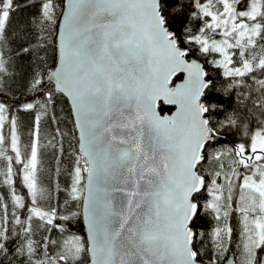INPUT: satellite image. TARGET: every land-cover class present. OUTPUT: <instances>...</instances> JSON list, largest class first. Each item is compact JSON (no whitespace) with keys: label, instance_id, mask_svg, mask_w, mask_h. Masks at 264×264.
<instances>
[{"label":"snow or ice","instance_id":"1","mask_svg":"<svg viewBox=\"0 0 264 264\" xmlns=\"http://www.w3.org/2000/svg\"><path fill=\"white\" fill-rule=\"evenodd\" d=\"M20 7L0 0V82L12 57L27 58L36 90L51 46L46 29L58 26L56 62L47 69L55 89L42 102L19 106L41 109L27 145L18 118L0 101V185L10 188V198L0 194V264H204L197 221L202 211L221 217L218 180L226 154L232 158L223 175L227 200L236 191L243 204L237 209L246 235L243 264H264L256 253L264 250V0H66L63 6L40 0L38 16L10 33L11 14ZM197 52L213 59H191ZM207 64L222 70L229 89L255 85V130L237 114L213 121L217 106L202 100L215 87ZM57 94L68 99L79 132L64 214L42 206L47 189L38 179L40 121L58 122ZM169 106L175 112L162 114ZM225 127L243 128L248 139L227 153L209 152ZM209 160L219 170L205 175ZM21 174L27 202L13 178ZM204 191L211 199L202 203ZM81 215L86 236L70 233ZM57 231L62 239L52 238ZM222 232L230 236L232 228L213 229L218 249Z\"/></svg>","mask_w":264,"mask_h":264},{"label":"trees","instance_id":"2","mask_svg":"<svg viewBox=\"0 0 264 264\" xmlns=\"http://www.w3.org/2000/svg\"><path fill=\"white\" fill-rule=\"evenodd\" d=\"M56 2L63 6V0H56ZM15 3L21 5V7L11 14V19L8 25L10 33H12L14 29L20 27L24 21L37 17L40 10V0H15ZM25 4H30V6L24 7L23 5ZM59 11L60 9L57 10L58 15ZM57 28L58 26H51V28L46 29V31L49 32L48 39L51 46L48 48L46 54L47 64L40 70L41 76L43 77L42 84L38 86L36 90L30 88L34 65H32L27 58L19 59L12 57L8 68V75H6L2 82H0V101L9 104L11 107L10 114L15 115L18 118L22 145H27L31 142V133L34 128L35 116L37 112L41 111V109L37 108L32 112H24L20 110L19 106L23 103L42 102L45 99L46 94L54 90L52 84L46 85L45 76L48 72L47 69L56 62L55 45ZM16 46V44H13L5 47L6 58L11 56L8 49L15 48ZM42 55H44V53H42ZM193 56L198 57L203 64L205 59H213L212 56L207 58L202 57L198 52ZM205 67L209 76L215 81V87L208 91L203 98L206 104H214L217 106V108L213 110V121L223 122L225 121V117L229 114H237L246 117L244 122L249 125V131L255 130L260 121V105L257 103L260 101V95L253 90L255 85L252 86V89L248 87L229 89V80L221 75L222 70L216 69L212 64H207ZM248 83L251 84L252 82L249 81ZM171 110V106L164 108V112H169ZM55 114L58 122H54L48 117H42L40 121L39 131L41 149L39 156L40 165L38 179L41 186L47 189L45 192L46 199L42 202V206L47 208L50 204L51 207H57L60 214H64L63 205L68 197L66 189H68L72 183L71 172L75 161L73 153L77 148V132L68 100L59 94H57ZM57 128L64 133L62 138L57 134ZM4 134L6 137L8 136L7 123H5L4 126ZM247 139L248 137L243 135V128H240L239 130L236 127L221 128L219 129L217 140L209 147V152L224 150L227 153L237 144L245 142ZM61 144L63 145L62 153L60 151ZM53 145H55V147H53ZM222 162L225 165V169L222 171L220 179L223 180V174L229 172L228 166L232 164V158L226 154L222 157ZM217 164L218 162L213 160H209L208 163H205V175L214 174L215 171L219 170ZM0 168H3L2 163H0ZM18 168V165H14V173ZM13 178L17 194L23 195L27 202L28 190L26 186L22 184V174L20 176H14ZM211 178H215L214 175H212ZM237 182L239 183V181ZM57 188H59V191ZM0 194L10 198L9 186L0 185ZM207 200H210V194L207 191H204L201 194V202L203 203ZM79 203L80 202H75L73 204V211L79 210L77 207ZM222 214L223 212H221L220 219L217 220L214 213L210 211L205 213V211H202L200 219L197 221L198 230L205 234L203 237L204 242L200 246L204 264H209L210 260L214 261L215 264H222L230 251L234 253V256H237L236 245H238V243L236 242L237 238L235 236L237 233L235 230L233 231L234 236L230 239L225 249L216 248V242L212 239L213 229L217 227L222 228L226 223ZM234 218V220H237V216H234ZM33 227H35V224ZM70 233L85 236L81 216L71 222ZM51 235L53 239L63 238L58 231ZM37 238H40L39 234L37 235ZM54 252L55 250H53V254ZM263 254L264 250L258 249L257 259L262 260L260 258ZM8 259L11 260L12 257L9 256Z\"/></svg>","mask_w":264,"mask_h":264},{"label":"rangeland","instance_id":"3","mask_svg":"<svg viewBox=\"0 0 264 264\" xmlns=\"http://www.w3.org/2000/svg\"><path fill=\"white\" fill-rule=\"evenodd\" d=\"M245 5L242 3L241 5H238V9H242ZM218 58V57H217ZM208 163V162H207ZM207 166V164H206ZM224 175V174H223ZM240 182V181H239ZM218 183H221L224 185V199L222 200V204H224L221 212L227 211L229 214L227 217H225L223 214V218L225 219L224 221L226 222L224 224V226H222V228H225V226L227 227H231L232 228V233L231 235H227L226 232H222L221 233V237L223 239V248L225 249L227 244L229 243L230 239L234 236L233 235V231L235 230V232L237 233V235L235 236L237 238L236 242L238 243V245H236L237 248V256L235 255V261L236 264H243V260H244V242L246 240V235L244 234L243 231V222H242V214L237 211V209L239 207H242L243 204L240 202L239 200V194L238 192L234 191L233 192V200L230 202L227 200V195H228V184L227 182L223 179H219ZM233 183H238L235 178H233ZM211 199V196H210ZM236 209V211H235ZM234 216H237V220H234ZM237 222V223H235ZM236 226H235V224ZM80 235V234H77ZM258 249L256 250L257 253ZM262 260H264V254H263V258Z\"/></svg>","mask_w":264,"mask_h":264},{"label":"water","instance_id":"4","mask_svg":"<svg viewBox=\"0 0 264 264\" xmlns=\"http://www.w3.org/2000/svg\"><path fill=\"white\" fill-rule=\"evenodd\" d=\"M66 2V0H63V3H65ZM58 25L59 26H62V24L60 23V21L58 22ZM58 30H59V28H57V32H56V43H57V34H58ZM198 57H195V56H192L191 57V59H197ZM199 59V58H198ZM199 62L200 63H202L203 64V62L199 59ZM206 71H207V69H206ZM45 83H46V85H49V84H52L53 85V87H54V89H55V81L54 80H52V79H50V77H49V73L47 72V74H46V76H45ZM177 83H179L180 81L179 80H177L176 81ZM68 100V99H67ZM202 100H203V98H202ZM203 102L205 103V101L203 100ZM68 103H69V101H68ZM70 105V104H69ZM172 112H175V107H172V110L171 111H163V113L162 114H168V115H170ZM71 114H72V118H73V122H74V114L72 113V110H71ZM76 129V128H75ZM76 132H77V137H78V135H79V132H78V129H76ZM114 195L115 196H118L119 197V193H114ZM81 217H82V215H81ZM82 221H83V226H84V232H85V236H86V234H87V225H86V222L83 220V217H82ZM222 264H236V261H235V256H234V253L232 252V251H230L229 253H228V255H227V257L225 258V260L223 261V263Z\"/></svg>","mask_w":264,"mask_h":264},{"label":"flooded vegetation","instance_id":"5","mask_svg":"<svg viewBox=\"0 0 264 264\" xmlns=\"http://www.w3.org/2000/svg\"><path fill=\"white\" fill-rule=\"evenodd\" d=\"M263 258V256H261V258L260 259H262Z\"/></svg>","mask_w":264,"mask_h":264}]
</instances>
